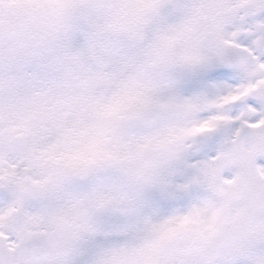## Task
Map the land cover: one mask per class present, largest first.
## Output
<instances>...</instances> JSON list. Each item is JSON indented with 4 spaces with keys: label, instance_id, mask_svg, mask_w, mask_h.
<instances>
[{
    "label": "snow or ice",
    "instance_id": "6c2138e0",
    "mask_svg": "<svg viewBox=\"0 0 264 264\" xmlns=\"http://www.w3.org/2000/svg\"><path fill=\"white\" fill-rule=\"evenodd\" d=\"M0 264H264V0H0Z\"/></svg>",
    "mask_w": 264,
    "mask_h": 264
}]
</instances>
